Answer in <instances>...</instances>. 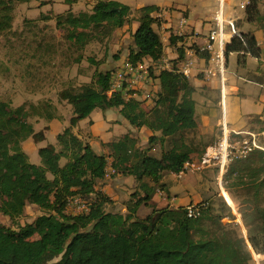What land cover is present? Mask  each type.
Returning a JSON list of instances; mask_svg holds the SVG:
<instances>
[{
	"label": "trees",
	"instance_id": "trees-1",
	"mask_svg": "<svg viewBox=\"0 0 264 264\" xmlns=\"http://www.w3.org/2000/svg\"><path fill=\"white\" fill-rule=\"evenodd\" d=\"M31 1L0 0V33L12 27L14 3ZM65 1L73 4L77 0ZM249 1L248 20L261 21L263 0ZM159 9L157 5H146L136 11L139 26L132 34L134 46L128 56L133 64L148 57L157 61L163 56V41L154 29L159 19L153 14ZM132 14L129 5L99 0L90 12L58 15L57 23L67 26L68 39L82 49L94 33L108 37L129 23ZM170 38L172 42L180 39L174 35ZM178 51L183 57L184 47ZM232 52H238L241 61L247 56L260 59L263 48L253 33L239 32L226 46V55ZM200 55L209 57L208 53ZM111 76L110 72H100L95 83L61 91V99L73 107L74 115L70 126L57 135L60 149L53 144L39 149L40 164L31 162L23 148L29 138L35 142L45 139L44 132L36 131L29 121L30 109L24 105L13 108L0 100V214L17 220L28 204L44 211L34 223L20 225L18 229L0 223V264H247L251 258L248 244L256 254L264 255V207L259 204L264 196L263 150L233 164L227 172L238 173L241 182L237 183L253 191L254 202L240 211L249 243L244 237L234 238L226 232L219 234L204 228L201 202L190 205L192 216L189 206L168 205L155 207L144 218L137 216L139 206L151 199L156 188L164 189L161 181L166 172L180 171L185 161L191 159L194 150L186 139L198 126L195 87L182 73L162 70L156 74L160 83L156 105L147 111L136 98L127 101L121 93L109 96ZM30 108L40 118H57L49 103L40 111L34 105ZM97 108H119L134 128L151 129L149 142L161 144L162 155L147 154L128 133L104 144L109 147L107 153H97L73 132ZM109 163L116 171L114 175H131L140 183L150 178L154 183L141 184L145 195L138 197V192L133 193L127 213L107 210L112 199L97 189ZM73 195L91 198L90 210L68 215L66 203Z\"/></svg>",
	"mask_w": 264,
	"mask_h": 264
},
{
	"label": "rangeland",
	"instance_id": "rangeland-1",
	"mask_svg": "<svg viewBox=\"0 0 264 264\" xmlns=\"http://www.w3.org/2000/svg\"><path fill=\"white\" fill-rule=\"evenodd\" d=\"M79 1L74 4H68L65 0H32L27 3H14L12 27L0 33V100L8 102L13 108L24 105L27 109H30L32 116L29 121L33 124L36 131L44 132L45 139L37 143L38 148L35 151L29 153L31 162L35 164L41 163L39 155L41 147L53 144L60 149V146L57 137L53 134L56 128L54 127L55 129L51 130L50 121L35 116L34 112L36 110L30 107L32 105L37 106L38 111H40L45 108V104L49 103L51 105L50 111L55 113L56 117L64 124H62L63 127L61 129V132H63L65 128L70 126L74 110L69 103L61 99V91L70 88L78 89L85 84L95 83L98 73L110 72L113 75L114 72L124 67L126 62L129 61V52L134 46L132 36L134 26L136 28L139 26L138 21L135 24L133 23V20H137L138 16L136 10L140 6L150 5L161 0H118L130 5L134 10L133 14L135 15L131 16L130 27L124 32H121L122 28L119 30L120 32L116 30L108 37L103 36L102 33H94L91 41L82 49L68 39L67 26H59L57 23V17L60 14L72 11L75 15H78L83 11H92L91 4L89 6ZM180 2L187 4L188 0ZM240 2L241 0H236L237 7L234 9L238 10L242 16L241 22L245 30H248V28L254 30L259 28L261 30L258 34L263 47L264 58V0L260 3L263 19L256 23L250 22L247 18L246 10L238 7ZM229 11L230 8L227 7V13ZM146 59L140 62H144ZM237 60V54L230 56L228 70L232 65H236ZM248 63L255 64L256 59L248 57ZM254 64H249L248 68L254 69ZM150 71L152 79L149 80V77H146L143 81L140 79L144 85L139 90V96L136 98L147 111L154 107L150 102H156V91L159 86L158 76H156L157 69L152 68ZM261 72L262 75L259 78L264 80V68ZM146 90H150L153 95L155 94L154 96L151 95V101H147V99L142 97L143 92ZM132 93L133 91H130L128 93L129 96L133 95ZM228 102L229 116H233L234 109H232L230 99H228ZM92 117L95 120H103L104 110L97 108L89 118ZM85 120L78 125V128L77 126L74 127L73 132L76 135H83L88 140L91 138L89 136L91 133L89 132L88 124L84 125L86 123ZM105 126L108 128V123ZM260 127H263V123H257L255 128L258 130ZM119 131L126 132V128L123 125H119L115 132L119 134ZM248 137L251 138V136ZM255 138L258 144L264 146V135L261 137L255 135ZM136 139L138 140V147L142 148L147 154L156 157L162 155L159 143L151 145L149 137L145 139L144 144H141L140 137ZM87 140L84 139L85 142ZM31 141L26 144L28 150L32 147ZM178 142L180 143V141ZM248 157L235 159L230 163V166L244 161ZM65 162L66 159H63L62 164ZM228 167L225 173L222 174L219 173V168H216L213 173L187 174L182 178L176 176L175 179L185 182L191 179V182L196 184L200 180L196 176L202 175L203 179L201 181L204 186L201 188L199 186V189L193 190V192L196 194L198 191L194 205L201 202L204 207L202 215L204 220L203 227L219 234L226 232L234 238L244 237L249 243L248 230L244 225L240 211L244 210L250 203H253L255 198L253 197V191L238 184L241 182L238 179V173H227ZM167 174L169 175L166 172ZM173 190L179 191L180 189L175 187ZM77 199H81L90 208L91 198L81 195L70 196L65 210L70 216L80 215L84 211L88 212L85 207L77 203ZM112 204H107L106 208L117 211V206ZM259 204L264 207V196L259 199ZM147 207L143 206L140 212L146 210ZM43 213L44 211L37 205L28 204L24 214L17 220H11L1 213L0 223L7 227L18 229L20 225L34 223ZM146 216L147 214L142 212L138 217L144 218ZM257 223L262 224L261 221ZM248 246L251 258L248 259L247 264H264V255L256 254L249 244Z\"/></svg>",
	"mask_w": 264,
	"mask_h": 264
},
{
	"label": "crops",
	"instance_id": "crops-1",
	"mask_svg": "<svg viewBox=\"0 0 264 264\" xmlns=\"http://www.w3.org/2000/svg\"><path fill=\"white\" fill-rule=\"evenodd\" d=\"M81 1L89 6L91 4L90 7L93 8L95 3L99 0H80L79 2ZM180 1L185 0H165L164 2L161 0L160 2L150 4L160 7V9L153 14L154 17L159 19V23L154 25V29L161 35L164 47L163 55L171 59L174 65L180 64L184 57L180 56L178 51L179 47L183 46L185 52V49L190 47L197 48V46L202 45L205 42L206 36L214 24V15L220 9L221 2L223 4L226 20L233 21L238 32L253 33L262 47L258 34L261 30L259 28H256L255 30L250 28L245 30L243 28L244 26L241 22L242 16L239 14L238 10L234 9L237 7L236 0H188L187 4ZM246 1L247 0H241L238 7L242 10H246V7L243 6V3ZM141 7L143 6L138 7V9ZM227 7L230 8L228 13ZM133 11L134 10L132 9V12ZM134 15L135 14H132V16ZM182 17L187 20L183 27L180 25ZM136 21L138 20H133V23L135 24ZM130 24V22L127 23L122 29L119 28L117 32H120V29L122 30L121 32L126 31L127 28L130 27ZM137 28L134 26L132 33H134ZM180 30H182L183 35L179 34ZM172 35L178 36L180 39L176 42H172L170 38ZM231 39L232 33L230 26L226 25L224 35V50L226 58L225 83H222L219 76L210 80L205 78L202 70L210 64V58L206 56H199L198 67L200 69L194 71L189 77L190 82L195 87L193 98L196 101L195 118L198 123L197 128L194 131H191L186 139L188 146L194 150L191 159H198L201 157L209 145L220 139L223 129H227L234 140L237 141H241L244 138L246 139L249 134H255L258 137L264 135V80L259 78V76L262 75L261 71L264 68V63H262V61H264L263 54L260 59L253 57L256 59L255 64L248 63V57L252 56H247L241 61L238 52H232L226 55V46ZM232 54H237L238 60L236 65H232L228 70L230 56ZM148 59L150 60L152 58L148 57ZM249 64H254V69H249ZM158 73L160 72L156 71V74ZM157 81L159 86L156 93L160 90L158 78ZM228 99H230L232 109H234L233 116H229L227 106V103H229ZM151 105L155 106L156 102H152ZM89 117L86 118L88 121L85 120L86 123L84 125L88 124V129L91 133L89 136H91V138L87 140L83 135H77L83 140L86 139L87 142L91 144L92 148L99 154L107 153L109 151V147L104 144L115 141L124 134L130 133L132 137H140L141 144H144L145 139L153 135L151 129L146 126H143L140 129L134 128L129 121L122 116L119 108L104 110L103 120H95L93 117ZM83 120H81L79 124ZM106 123H108V128L105 126ZM257 123H263V127L256 130L255 127ZM49 124H51V130L56 128L53 134L57 137L62 131L61 129L64 125L63 122L58 118H55L50 121ZM119 125H123L126 128V132L119 131V134H117L115 130ZM31 140H33V138H30L23 143V148L28 154L38 148L37 143L39 142ZM29 141L32 142L30 150L26 147V144ZM259 145L260 148L253 150L250 153L251 155L249 154L250 156L254 155L257 150L264 151V146L261 144ZM107 168L114 169L110 163ZM214 169L216 170L215 167L208 168L199 173H213ZM167 173H169V175L165 174L161 181L165 184L164 189L157 188L151 199L139 206L137 216H140L142 212L148 215L155 207L159 208L167 205L170 207H188L196 202L195 199L197 198L198 191L195 194L193 190L199 189V186L200 188L204 186L201 181L203 179L202 175L196 176L199 177L200 180L196 184H193L191 179L186 182L183 180H176V176L174 175L175 172L173 171ZM142 183H145L148 186L154 185L150 178H146ZM142 183L138 182L135 177L131 175H122L118 173L115 175L113 174L108 178H104V180H102L97 186V189L101 190L112 199L111 204L113 203V206H117V211L120 210L122 213H127V203L132 199V194L138 192V197L145 195V190L141 187ZM175 187H179L180 190L174 191L173 189ZM143 206L148 207L146 210L140 212V209ZM107 210L114 211L113 209Z\"/></svg>",
	"mask_w": 264,
	"mask_h": 264
},
{
	"label": "built area",
	"instance_id": "built-area-1",
	"mask_svg": "<svg viewBox=\"0 0 264 264\" xmlns=\"http://www.w3.org/2000/svg\"><path fill=\"white\" fill-rule=\"evenodd\" d=\"M249 2L250 1L247 0L243 3V6L247 7ZM186 22L187 20L182 17L180 20L181 27L185 26ZM213 22L214 24L206 36L205 42L202 45H199L198 49L193 47L185 49L182 62L178 65H174L171 59L165 55L157 61L154 59H146L144 62H138L136 64L127 61L124 67L114 72L111 76V87L108 91V95L111 96L113 94L121 93L127 101L132 98H137L139 96V90L144 85L140 79L143 81L146 77H149L148 79L151 80L152 76L150 69L152 70V68L157 69L159 72L162 70H176L189 79L194 71L200 69L198 67V60L201 53H208L210 58V64L202 70L205 78L210 80L219 76L222 83H225L226 58L224 50V35L226 25L230 26L232 37L239 32L233 21L226 20L222 2L220 9L214 15ZM179 34L183 35L182 30H180ZM130 91H133V95L129 96L128 93ZM151 95L150 90H146L143 92L142 97L147 99V101H151ZM249 136H251V138L247 137L246 139L244 138L241 141H237L234 140L227 129H223L222 135L217 142L209 145L204 154L198 159H189L185 161L183 168L180 171L175 172L174 175L178 178H182L187 174L199 173L208 168L214 167L219 168L220 174L225 173L227 167L235 159L246 158L253 150L260 148L255 135L249 134ZM114 173H116L115 169L107 168L105 178L110 177ZM77 203L85 207L87 211L90 210L88 205L82 202L81 199H77ZM188 209L189 215L192 216L193 206H189ZM85 212L86 211H84V213Z\"/></svg>",
	"mask_w": 264,
	"mask_h": 264
}]
</instances>
